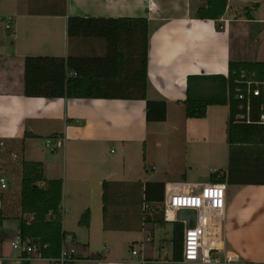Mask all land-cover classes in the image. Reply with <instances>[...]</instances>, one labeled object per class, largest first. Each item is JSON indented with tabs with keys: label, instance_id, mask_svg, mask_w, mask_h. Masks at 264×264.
<instances>
[{
	"label": "crops",
	"instance_id": "crops-1",
	"mask_svg": "<svg viewBox=\"0 0 264 264\" xmlns=\"http://www.w3.org/2000/svg\"><path fill=\"white\" fill-rule=\"evenodd\" d=\"M199 6L190 0H0V144L4 143L0 153L20 162L21 175L24 161L40 162L47 180L63 181V230L73 234L79 256L75 264H183L167 254L174 226L170 240L163 229L174 221L143 231L134 229L135 225L130 230L105 229L103 185H115L114 201L121 206L120 191L128 184L160 183L165 199L171 193L198 192L218 178L224 180L221 185L227 198L225 209L208 221L209 239L218 252L215 264H264V186L228 182L229 106H212L205 118L189 119L184 105L188 77H227L230 62L264 63V0H228L227 11L217 23L197 20ZM71 17L147 19V98L166 102L165 122H147L145 101L51 100L24 95L27 57L105 54L103 39L69 38ZM8 24L10 29H6ZM53 135L63 145L51 151L62 150L61 155L47 157L41 151L38 158L29 160L39 149V140L47 141ZM113 145L125 151L141 147L144 161L149 166L154 163L153 169L158 158L153 156L149 162V154L160 149L167 163L165 180L128 178L131 172L126 174L124 158L113 159L108 149ZM176 157L179 170L175 169ZM10 190L9 184L7 191H0V209L7 218L0 228V264H51L45 258L29 261L13 248L20 240L21 182L14 197L17 208L9 199ZM86 211L91 214L89 229L78 225ZM23 218L28 223L34 219L30 215ZM97 231L103 240L100 245L95 243ZM117 240L130 249L117 251ZM133 251L138 255L133 256Z\"/></svg>",
	"mask_w": 264,
	"mask_h": 264
},
{
	"label": "trees",
	"instance_id": "trees-1",
	"mask_svg": "<svg viewBox=\"0 0 264 264\" xmlns=\"http://www.w3.org/2000/svg\"><path fill=\"white\" fill-rule=\"evenodd\" d=\"M190 1L200 3L197 20L217 23L227 11L228 0ZM253 8H258V5ZM245 17L251 19L250 13H246ZM217 29L220 30L219 25ZM68 36L70 39H103L106 52L103 56L89 57H27L24 64V95L27 98L145 101L147 122L166 121V102L149 101L147 98V19L71 17L68 20ZM249 81L253 83V88L260 85L263 91L261 97L252 100L250 122L238 119L243 112L239 110L237 100V95ZM263 85L262 62H230L227 77L210 75L187 79L184 101L187 118L203 119L209 107L229 106L228 182L232 185L264 186V125L259 123L264 113ZM50 138L59 137L53 135ZM219 174L215 173L213 179L216 180ZM40 184H45V187H40ZM213 184H224V180L218 178ZM114 186L111 183L103 185L105 229L130 230L135 225L134 229L143 231L166 224L163 207L165 189L162 184L126 185L119 195L121 206L114 201ZM62 197V180H47L44 165L40 162L22 163L19 235L21 241H29L30 245L36 246L45 259L58 258L67 237H73V234L63 230ZM25 215L32 216L33 221L28 223L23 218ZM6 220L0 209V228ZM90 223L91 214L86 211L78 225L89 229ZM173 226V261L181 262L184 227L177 222Z\"/></svg>",
	"mask_w": 264,
	"mask_h": 264
},
{
	"label": "built area",
	"instance_id": "built-area-1",
	"mask_svg": "<svg viewBox=\"0 0 264 264\" xmlns=\"http://www.w3.org/2000/svg\"><path fill=\"white\" fill-rule=\"evenodd\" d=\"M10 29V25L6 26ZM264 86V85H263ZM263 91L260 85L253 88L252 82H247L245 89L237 95L239 110L243 114L238 116L239 120H248L251 111L252 100L261 97ZM260 124L264 125V113L260 117ZM63 143L58 139L46 141V147L55 151L61 148ZM4 147V143L0 144ZM14 159H17L14 154ZM9 188L8 178L0 172V191L5 192ZM227 193L221 184H210L198 192L193 193H171L165 197L163 207L165 209L166 221H174L184 225L182 241V263L183 264H215L218 260L212 255L217 250L214 241L209 239L208 221L215 214L223 211L226 207ZM2 200L0 199V208ZM147 208V207H146ZM13 248L19 250L26 256L27 260L42 259L36 246L30 245L29 241L13 243ZM138 252L133 251V256ZM79 261L78 250L73 245L72 237H67L62 245L60 256L50 259L51 264H75Z\"/></svg>",
	"mask_w": 264,
	"mask_h": 264
},
{
	"label": "rangeland",
	"instance_id": "rangeland-1",
	"mask_svg": "<svg viewBox=\"0 0 264 264\" xmlns=\"http://www.w3.org/2000/svg\"><path fill=\"white\" fill-rule=\"evenodd\" d=\"M106 43V42H105ZM251 82V81H249ZM161 137V136H159ZM156 138V137H155ZM154 138V140H155ZM153 140V141H154ZM38 144L39 149L35 152V154L32 156H30L29 160H33L35 158H38L39 154L41 151H43L45 153V155H47V157H51L53 155H57V153H59L58 155H61L62 150H59L57 153L56 152H52L51 148H47L46 147V140L45 139H40ZM110 147V146H109ZM110 151H113L114 154H112L113 159H123L125 160L126 166H127V170H126V174H129L131 172V175H126V177L124 178H149V180L151 181H161V180H165L166 178V174H167V163L162 159L161 156V152L160 149L159 150H154L152 151V154H149L150 157V161L149 162H153V156H156V158H158V165L155 169H153V165L154 163H150V166L146 160V162L144 161V151L141 147L136 146L135 148H132L131 150H126L122 147H118V146H111L110 148H108ZM156 149V148H155ZM151 153V152H150ZM59 157V156H56ZM56 159V158H55ZM62 162V161H60ZM20 162H15L13 161V159L11 158V156L4 154L3 152L0 153V172L4 173V175L8 178L9 180V184L10 187H12V192L11 190L9 191V193L11 194V198L10 201L13 203L14 207L17 208L18 206V199H15L14 197L17 196L16 191H17V187L20 185L21 182V165L19 164ZM174 164L176 165L175 169L179 170V158H175L174 159ZM149 174V175H146ZM147 176V177H146ZM138 180V179H136ZM122 211H124L122 209ZM172 227L173 224L169 223L166 228L163 229L164 233H169V236H167V240H170L172 237ZM100 233V232H99ZM98 231L96 233V237H95V243L97 245L102 244L103 240L102 237L100 236L101 234H99ZM13 232H10V234H8L7 236H9L8 240L9 242H11V237ZM161 234V233H160ZM163 235V234H161ZM156 242L160 244L159 240L156 239ZM169 245H171L169 243ZM139 248V247H137ZM172 246H170V249L167 251V254H169V257L171 258L173 255V250H172ZM129 246L127 245V243L125 244L123 241L121 240H117V244H116V250L121 252V253H126L129 250ZM218 252L213 251L212 255L214 257H218Z\"/></svg>",
	"mask_w": 264,
	"mask_h": 264
},
{
	"label": "water",
	"instance_id": "water-1",
	"mask_svg": "<svg viewBox=\"0 0 264 264\" xmlns=\"http://www.w3.org/2000/svg\"><path fill=\"white\" fill-rule=\"evenodd\" d=\"M37 188V187H36Z\"/></svg>",
	"mask_w": 264,
	"mask_h": 264
}]
</instances>
